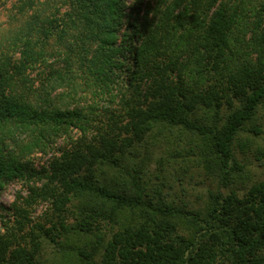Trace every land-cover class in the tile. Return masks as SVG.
<instances>
[{
	"label": "trees",
	"instance_id": "obj_1",
	"mask_svg": "<svg viewBox=\"0 0 264 264\" xmlns=\"http://www.w3.org/2000/svg\"><path fill=\"white\" fill-rule=\"evenodd\" d=\"M126 2L11 3L0 195L13 181L27 193L0 203L10 212L0 264H41L46 241L64 264H264V180L230 186L243 170L239 133L264 103V0H147L130 25ZM154 136L188 139L166 155L215 189L167 197L163 155L144 144ZM148 156L161 180L152 189Z\"/></svg>",
	"mask_w": 264,
	"mask_h": 264
},
{
	"label": "rangeland",
	"instance_id": "obj_2",
	"mask_svg": "<svg viewBox=\"0 0 264 264\" xmlns=\"http://www.w3.org/2000/svg\"><path fill=\"white\" fill-rule=\"evenodd\" d=\"M12 1L7 0L4 4L0 5V33L4 32L6 28L13 25V14L15 11L12 8ZM147 0H128L129 7L126 8L127 20L130 25L132 22V16L135 13L141 14L144 4ZM253 125L259 127L260 132L255 134L251 128ZM246 130L240 131L239 137L244 142L242 148L236 147L235 156L243 164V170L238 175L234 182L230 185L236 187L242 192L246 187H249L252 183L264 180V103L258 108L256 117L253 121L246 124ZM168 144L166 138L149 137L144 144L147 149L154 154L163 155L162 166L156 162L154 157H147L144 165V175L142 177L148 183L150 189L157 187L161 184V180L155 176L157 173V167H163L164 176L163 181L169 184V187L162 186L161 191L167 193V197L170 199H189L196 201V198L205 194L208 189H215L217 181L209 177L200 167L193 166L190 163L182 164L181 162H174L173 159L168 158V151L175 153L174 149L180 147L186 148L188 146V139L181 140V145L177 146L174 142L173 145ZM46 155H40L37 160L44 161ZM179 159V158H178ZM181 189V190H180ZM228 188H223V191H227ZM17 191L22 194H26L27 190L19 181H13L10 183L5 191L0 195V203L4 206H9L15 198ZM45 203H38L34 206L33 215L37 217L45 210ZM10 218V212L0 209V231L3 230V220ZM65 253V252H64ZM66 254V253H65ZM63 254L62 249L59 247H53L49 242H45L42 253H40L39 259L41 264H64L67 261L66 255Z\"/></svg>",
	"mask_w": 264,
	"mask_h": 264
}]
</instances>
